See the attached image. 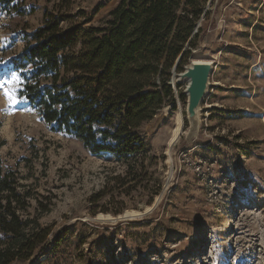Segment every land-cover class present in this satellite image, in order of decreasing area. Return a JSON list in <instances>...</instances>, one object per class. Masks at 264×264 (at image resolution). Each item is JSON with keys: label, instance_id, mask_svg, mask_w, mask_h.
Returning <instances> with one entry per match:
<instances>
[{"label": "rangeland", "instance_id": "rangeland-1", "mask_svg": "<svg viewBox=\"0 0 264 264\" xmlns=\"http://www.w3.org/2000/svg\"><path fill=\"white\" fill-rule=\"evenodd\" d=\"M119 1L26 0L30 14L0 12V80L11 79L7 63L23 47L21 33L46 13L98 26ZM199 7L195 27L205 31L170 68L173 101L140 128L143 156L92 154L80 139L52 131L19 97L16 72L19 83L7 87L17 103L0 88V156L31 195L24 217L49 226L54 247L12 264H264V0ZM191 11L179 0L178 16ZM193 60L211 62L209 86L197 131L172 146L168 162L174 114L186 116V83L176 74ZM132 166L146 173L137 185L126 176Z\"/></svg>", "mask_w": 264, "mask_h": 264}, {"label": "trees", "instance_id": "trees-1", "mask_svg": "<svg viewBox=\"0 0 264 264\" xmlns=\"http://www.w3.org/2000/svg\"><path fill=\"white\" fill-rule=\"evenodd\" d=\"M206 1L185 0L193 11L178 16L179 0H120L98 26H85L88 19L74 21L71 14L46 13L39 27L21 33L23 47L7 63L19 74V97L52 131L80 139L92 154L143 156L147 145L140 128L173 101L170 68L205 31L195 23ZM32 10L26 0H0V12L9 15ZM138 164L144 168V161ZM130 172L134 185L146 175L134 166ZM20 180L0 156V264L54 248L51 228L24 217L31 195Z\"/></svg>", "mask_w": 264, "mask_h": 264}, {"label": "water", "instance_id": "water-1", "mask_svg": "<svg viewBox=\"0 0 264 264\" xmlns=\"http://www.w3.org/2000/svg\"><path fill=\"white\" fill-rule=\"evenodd\" d=\"M181 55L176 59V64ZM176 66V65H175ZM212 64L209 61L193 60L176 74V83L185 82L183 94L186 95L185 113L188 121V137L195 133L199 126V108L207 93ZM198 117V124L196 125Z\"/></svg>", "mask_w": 264, "mask_h": 264}, {"label": "bare ground", "instance_id": "bare-ground-1", "mask_svg": "<svg viewBox=\"0 0 264 264\" xmlns=\"http://www.w3.org/2000/svg\"><path fill=\"white\" fill-rule=\"evenodd\" d=\"M185 119H186V116L184 117V114H183L181 109L174 114L173 123H172V126L170 127V130H169V136H168L167 141H166V149H165L166 155H168V162H170L169 155H170V149L172 148V146H174L182 138V136H185L188 134V127L185 125ZM196 120H197V122H196V125H197L198 124V117ZM130 214H132V213H130ZM136 215H138V214H136ZM100 216L102 218L105 217V215H100Z\"/></svg>", "mask_w": 264, "mask_h": 264}, {"label": "snow or ice", "instance_id": "snow-or-ice-1", "mask_svg": "<svg viewBox=\"0 0 264 264\" xmlns=\"http://www.w3.org/2000/svg\"><path fill=\"white\" fill-rule=\"evenodd\" d=\"M13 83H19L18 77L14 72L11 73V79L0 80V88L4 89L3 95L6 98L9 105L17 103V100L15 98L16 96L15 90L13 88L7 87L8 85H11Z\"/></svg>", "mask_w": 264, "mask_h": 264}]
</instances>
